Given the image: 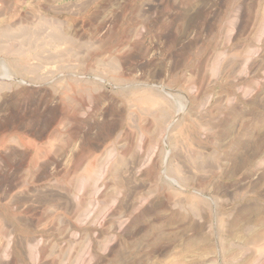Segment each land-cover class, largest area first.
I'll return each mask as SVG.
<instances>
[{"label":"rangeland","instance_id":"1","mask_svg":"<svg viewBox=\"0 0 264 264\" xmlns=\"http://www.w3.org/2000/svg\"><path fill=\"white\" fill-rule=\"evenodd\" d=\"M0 264H264V0H0Z\"/></svg>","mask_w":264,"mask_h":264}]
</instances>
